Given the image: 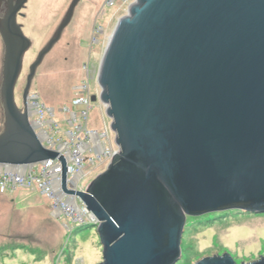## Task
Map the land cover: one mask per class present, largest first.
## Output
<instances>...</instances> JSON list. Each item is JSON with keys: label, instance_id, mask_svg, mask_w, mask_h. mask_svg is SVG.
Instances as JSON below:
<instances>
[{"label": "water", "instance_id": "1", "mask_svg": "<svg viewBox=\"0 0 264 264\" xmlns=\"http://www.w3.org/2000/svg\"><path fill=\"white\" fill-rule=\"evenodd\" d=\"M10 0L0 19V165L59 157L63 188L92 213L99 264H175L188 217L264 208V0H135L105 49L99 99L117 146L106 169L65 187L66 161L42 145L15 99L32 41ZM80 0L29 67L23 90ZM96 98L93 97V100ZM195 264H236L225 253ZM245 264V263H243ZM247 264H264V257Z\"/></svg>", "mask_w": 264, "mask_h": 264}, {"label": "rangeland", "instance_id": "2", "mask_svg": "<svg viewBox=\"0 0 264 264\" xmlns=\"http://www.w3.org/2000/svg\"><path fill=\"white\" fill-rule=\"evenodd\" d=\"M71 2L27 0L17 17L24 34L32 41L15 88L20 109L29 67L53 36ZM104 2L80 0L71 22L32 80L29 94H37L42 103L54 107L61 121L65 118L64 107L70 106L75 95L74 87L85 77L84 66L92 69L95 78L109 39L118 21L128 15L133 0L113 8H106ZM2 58L0 37V84ZM100 111L98 103L89 112L90 127L102 129L111 123V119ZM3 123L0 103V132ZM104 169V165L100 166L86 178ZM92 224H81L67 232L63 220L52 216L50 201L36 190L0 193V264H99L102 247L97 228ZM181 251L182 257L175 264H195L203 257L225 253L236 264L261 259L264 257V208L188 217Z\"/></svg>", "mask_w": 264, "mask_h": 264}, {"label": "built area", "instance_id": "3", "mask_svg": "<svg viewBox=\"0 0 264 264\" xmlns=\"http://www.w3.org/2000/svg\"><path fill=\"white\" fill-rule=\"evenodd\" d=\"M128 1L132 0H105L104 6L113 8ZM83 70L85 77L74 87L71 104L63 109V121L56 116L55 108L42 103L37 94H29L26 107L21 108L22 111L26 108L42 145L65 159V187L68 191H77L79 183L94 169L103 165L107 167L117 150L111 140L115 134L110 124H105L102 129L89 125V112L94 106L99 103L100 112L105 116L107 105L99 99V71L94 78L88 65ZM93 97L96 99L93 100ZM62 172L59 157L24 165H0V193L36 190L50 201L52 216L63 220L67 232H72L81 224L94 223V216L79 197L64 190Z\"/></svg>", "mask_w": 264, "mask_h": 264}, {"label": "flooded vegetation", "instance_id": "4", "mask_svg": "<svg viewBox=\"0 0 264 264\" xmlns=\"http://www.w3.org/2000/svg\"><path fill=\"white\" fill-rule=\"evenodd\" d=\"M9 3H10V0H0V19H2L5 16V14H6L7 10H8ZM18 16H19V14H18ZM26 82H27V78H26Z\"/></svg>", "mask_w": 264, "mask_h": 264}]
</instances>
